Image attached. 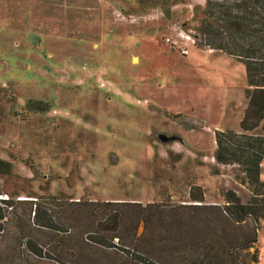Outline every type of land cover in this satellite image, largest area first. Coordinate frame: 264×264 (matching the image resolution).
I'll use <instances>...</instances> for the list:
<instances>
[{"label": "rangeland", "instance_id": "1", "mask_svg": "<svg viewBox=\"0 0 264 264\" xmlns=\"http://www.w3.org/2000/svg\"><path fill=\"white\" fill-rule=\"evenodd\" d=\"M205 5L0 0V196L247 201L238 166L213 157L215 130L239 131L245 66L199 38ZM260 180L264 196V158ZM234 252L264 264V215L256 243Z\"/></svg>", "mask_w": 264, "mask_h": 264}, {"label": "trees", "instance_id": "2", "mask_svg": "<svg viewBox=\"0 0 264 264\" xmlns=\"http://www.w3.org/2000/svg\"><path fill=\"white\" fill-rule=\"evenodd\" d=\"M199 38L210 49L239 59L246 73V108L239 131L215 130L214 159L235 164L241 183L251 195L241 201L227 190L223 204L206 203L203 193H189V202L92 201L54 202V196L26 198L0 196V259L5 222L16 215H31L35 224L75 234L80 242L74 264H99L102 252L123 259V264H247L234 254L257 241L258 222L264 215L260 167L264 158V0H206ZM195 38L198 35H194ZM262 132H257L258 129ZM10 162L0 159V173L9 175ZM1 193V192H0ZM18 207L27 212L17 213ZM44 207L54 209L47 213ZM51 215L53 218L44 216ZM141 227V231L139 228ZM25 241L22 258H47L48 247ZM130 253L128 255L126 251ZM252 263H258L256 253ZM78 260V261H77ZM59 263L63 261L58 260ZM66 264H73L66 261Z\"/></svg>", "mask_w": 264, "mask_h": 264}, {"label": "crops", "instance_id": "3", "mask_svg": "<svg viewBox=\"0 0 264 264\" xmlns=\"http://www.w3.org/2000/svg\"><path fill=\"white\" fill-rule=\"evenodd\" d=\"M206 203L219 204L218 202H209L206 192H203ZM17 213L27 212L24 207H18ZM53 207H44L42 211L49 213ZM53 218L51 215L44 216ZM5 232L1 242L0 264H22V258L28 252L25 241L31 240V244L41 243L48 247V257L33 259L29 255L27 264H66V261H72L74 264L75 254L79 260L80 240L77 236L75 244V234H68L67 231L61 232L46 225L35 224L31 215H13L5 222ZM58 260L63 261L59 263ZM77 260V261H78ZM99 264H123V259L118 256H111L107 252H102L98 257ZM257 264V263H256Z\"/></svg>", "mask_w": 264, "mask_h": 264}, {"label": "built area", "instance_id": "4", "mask_svg": "<svg viewBox=\"0 0 264 264\" xmlns=\"http://www.w3.org/2000/svg\"><path fill=\"white\" fill-rule=\"evenodd\" d=\"M182 52H183V53H187V50L183 49Z\"/></svg>", "mask_w": 264, "mask_h": 264}]
</instances>
